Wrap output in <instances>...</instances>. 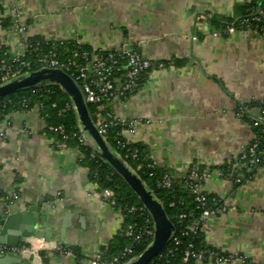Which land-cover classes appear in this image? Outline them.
Returning <instances> with one entry per match:
<instances>
[{
  "label": "crops",
  "instance_id": "obj_1",
  "mask_svg": "<svg viewBox=\"0 0 264 264\" xmlns=\"http://www.w3.org/2000/svg\"><path fill=\"white\" fill-rule=\"evenodd\" d=\"M251 1L18 0L25 32L0 24L11 51L29 38L80 40L165 65L147 72L129 99L107 106L118 118L137 121L125 139L145 145L156 166L175 178L191 168L210 170L204 190L215 199L216 214L204 223L203 241L245 258L230 264H264V159L242 184L222 172L255 140L253 123L264 122V36L225 34L212 18L233 19ZM0 15V21L13 16L7 3ZM80 159L76 148H57L38 109L0 122V214L41 206L43 230L70 252L43 254L60 259L51 264H89L121 229L119 211L93 194ZM14 193L17 200L10 199Z\"/></svg>",
  "mask_w": 264,
  "mask_h": 264
},
{
  "label": "trees",
  "instance_id": "obj_2",
  "mask_svg": "<svg viewBox=\"0 0 264 264\" xmlns=\"http://www.w3.org/2000/svg\"><path fill=\"white\" fill-rule=\"evenodd\" d=\"M260 0H252L244 8L240 10L237 17L233 19H222L219 17L212 18L213 24L218 28L225 30L228 26H235L236 28H245L247 30H256L264 36V2L259 5ZM260 8V14L256 17L253 15ZM1 9V6H0ZM0 24L8 29L13 27L12 19L1 20ZM31 41L34 43H40L42 49L55 48L57 52V58L60 61H65L72 58L73 50L91 51L92 48L83 45L78 47L75 41H63L56 42L52 41L48 46L45 45L43 39L33 38ZM7 52V49H3V54ZM3 55H0V68L2 67ZM27 62L34 63L35 56L29 54L26 57ZM38 69L35 68V71ZM147 72L140 76L138 82V90L142 87L145 82ZM44 90L51 92L49 95L45 93ZM56 105V106H54ZM70 106L68 108L67 106ZM41 107V116L46 123V132L55 138L56 145L62 144L64 142L63 135L58 132L51 131V128L63 127L65 134L68 136L66 141L67 147H73L81 152L80 163L82 166L88 169L89 180L91 183L98 185L99 191L110 190L114 193L116 198V211H121L125 218V226L130 223L136 222V217L134 215L128 214V210L135 207L137 209L143 208L144 205L141 200L137 197L130 186L125 182L122 176L116 172V170L103 160L99 154H97L89 144H82L77 138L74 137L75 133H79V117L76 110L73 108L72 101L70 97L56 85H45L37 88H32L20 92L13 93L4 99L0 100V122L6 120V117L14 112H31L36 107ZM89 113L92 117L93 122V112L95 106L87 104ZM264 115V103L260 104ZM108 108V106H107ZM253 130L255 134V140L253 144L258 145V155L262 160L264 159V122H254ZM121 131L120 126L112 127L109 129L108 134L105 135V140L109 145L110 149L115 153V155L121 159L129 169H131L143 182L145 187L152 192L155 199H157L163 206L167 217L172 222L174 226L173 236L162 252V254L156 257L151 264H167L169 261L171 264H182V259L186 248L190 243H192L196 250H214L205 246L202 236V231H195L192 229L193 218L188 217L187 219L179 222V215L182 213H187L188 215H193L194 219L199 218L202 213V209L199 204L195 201V195L192 191L187 188L186 181L183 177L175 178L174 174L171 172L159 168L149 157L148 149L143 144H128L125 148L119 146L118 142H125V139L121 138L119 133ZM136 153L137 158L133 157L125 158L127 154ZM239 159H236L228 165H224L222 172L225 176L231 177L234 180L240 179V183L250 179L256 170L262 165L243 166L237 168L236 170L232 168V165L239 163ZM142 166L139 169V166ZM193 169H199L200 172L205 169L202 168H191L188 172ZM168 174L173 178L174 187L172 190L160 187L159 184L163 177ZM209 207L215 203V199L208 196ZM212 209V208H211ZM150 218L153 222L151 216L146 213L145 218L141 217L138 219V223L143 225L146 218ZM153 238H146L139 243H134L132 239L125 237L121 232H119L116 237L112 240L109 246L103 250L101 253L104 260H110L114 257H121L125 249L131 248L132 255L124 258V264H128L130 261L139 257L147 248L152 244ZM177 242V243H176ZM77 255L79 251L77 249H72ZM171 251L169 255L168 252ZM167 255V257H166ZM191 264H195L194 261Z\"/></svg>",
  "mask_w": 264,
  "mask_h": 264
},
{
  "label": "built area",
  "instance_id": "obj_3",
  "mask_svg": "<svg viewBox=\"0 0 264 264\" xmlns=\"http://www.w3.org/2000/svg\"><path fill=\"white\" fill-rule=\"evenodd\" d=\"M18 0H0V6L6 4L11 7L10 16L13 23V28L18 33L25 32V28L21 26L20 16L16 3ZM3 19V16L0 15ZM8 18V17H6ZM237 30L245 32V28H236L235 26H229L224 30L225 34L235 33ZM219 35V34H215ZM33 39V38H32ZM31 38L24 39L20 42V50L11 51L6 42L0 39V55L4 56L2 60V67L0 68V86L8 84L16 79L26 76L33 72H38L43 69H57L62 70L80 86V89L84 95L87 104L95 106L93 112V118L95 119V126L98 132L104 137L108 134V131L112 127L120 126V137L125 139L124 134L132 133L135 130L137 121L125 120L118 118L112 111L107 108L108 104H111L118 100H127L132 94L138 90V82L140 76L151 70L163 69L165 65L163 63H152L143 58V56L133 50H121V51H106L101 49H92L89 51L80 52V50H73L72 58L65 61H60L57 58V52L55 48L42 49L40 43H34ZM45 45L50 44V40H44ZM63 42V41H56ZM78 47L83 46V42L76 40ZM3 49H7V52L3 54ZM29 54L35 56L34 63L27 62L26 57ZM35 68L38 70L35 71ZM47 95L51 92L44 90ZM56 106V105H54ZM70 108V106H67ZM41 107L36 109L41 111ZM74 108V106H73ZM75 109V108H74ZM43 119V118H42ZM44 120V119H43ZM80 131L75 133L74 137L77 138L82 144H89V141L79 123ZM51 131H55L63 135L64 142L57 145V148H67L68 136L65 134L63 127L51 128ZM119 146L125 148L130 144L125 139V142H118ZM133 157L137 158L136 153L127 154L126 159ZM239 163L232 165L233 169L247 166L260 165L262 163L261 158L258 155V145L251 144L247 146L238 157ZM142 166H139L141 169ZM210 170L205 169L200 172L199 169H193L191 172H187L183 178L187 188H189L195 195V201L199 204V207L203 210L199 218H195L193 215L182 213L179 215V222L193 218L192 229L195 231H202L204 223L214 216L216 212L209 207L208 194L204 190V182L210 178ZM240 183V179L236 180ZM93 194L112 208H115L117 202L115 195L110 190L99 191L98 185L91 183ZM160 187L172 190L174 187L173 178L166 174L159 184ZM17 200L18 194L14 193L12 198ZM8 199V201L10 200ZM130 215L136 217V222L127 224L125 226V218L121 211H119L121 229L120 232L125 237L133 240L134 243H139L143 239L152 237L154 239V223L150 218H146L143 225H140L137 221L139 218L144 217L146 213L149 214L145 207L137 209L131 208L127 212ZM150 217V214H149ZM177 243V242H176ZM57 253V254H69L70 252L58 242L46 241L44 238H33L30 241L22 243L18 247H8L6 245H0V256L18 254L27 257L32 263L41 262L43 254ZM171 251L168 252L169 255ZM162 254V253H161ZM160 254V255H161ZM132 255V249H125L123 256L114 257L110 260H104L101 254L94 256L89 260V264H124L123 260L127 256ZM159 255V256H160ZM166 255V257H167ZM245 261V258H238L234 255H225L216 250H196L194 245L190 243L185 250L182 264H191L194 261L195 264L200 262H213L216 264H230L236 260ZM131 262V261H130ZM151 264V263H150ZM167 264H171L167 261Z\"/></svg>",
  "mask_w": 264,
  "mask_h": 264
},
{
  "label": "water",
  "instance_id": "obj_4",
  "mask_svg": "<svg viewBox=\"0 0 264 264\" xmlns=\"http://www.w3.org/2000/svg\"><path fill=\"white\" fill-rule=\"evenodd\" d=\"M263 2L264 0H260L259 5H262ZM259 14L260 8L253 17ZM49 84L59 86L70 97L89 145L122 176L153 219L154 239L152 244L139 257L128 263L150 264L168 246L174 233V226L167 217L162 204L154 198L152 192L145 187L140 178L115 155L104 137L98 132L77 83L62 70L43 69L0 86V100L16 92ZM43 225L41 206H31L27 210L14 211L10 215L0 214V245L16 248L31 237L50 241L51 235L43 230ZM17 255L0 256V264H34L27 259L20 261L21 259ZM52 260L60 261V259L43 256L40 264H51Z\"/></svg>",
  "mask_w": 264,
  "mask_h": 264
},
{
  "label": "rangeland",
  "instance_id": "obj_5",
  "mask_svg": "<svg viewBox=\"0 0 264 264\" xmlns=\"http://www.w3.org/2000/svg\"><path fill=\"white\" fill-rule=\"evenodd\" d=\"M66 73V72H65ZM67 75H68V73H66ZM69 76V75H68ZM78 85V84H77ZM79 86V85H78ZM79 88H80V86H79Z\"/></svg>",
  "mask_w": 264,
  "mask_h": 264
}]
</instances>
